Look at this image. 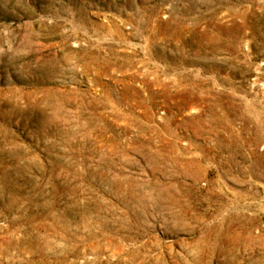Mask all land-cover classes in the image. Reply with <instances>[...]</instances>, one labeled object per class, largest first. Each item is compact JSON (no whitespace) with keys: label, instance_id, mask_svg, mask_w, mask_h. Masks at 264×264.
<instances>
[{"label":"rangeland","instance_id":"374dc122","mask_svg":"<svg viewBox=\"0 0 264 264\" xmlns=\"http://www.w3.org/2000/svg\"><path fill=\"white\" fill-rule=\"evenodd\" d=\"M0 264H264V0H0Z\"/></svg>","mask_w":264,"mask_h":264}]
</instances>
